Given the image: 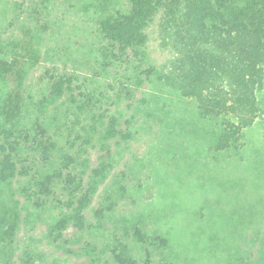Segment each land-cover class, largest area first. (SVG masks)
I'll return each mask as SVG.
<instances>
[{"label":"trees","instance_id":"16d2710c","mask_svg":"<svg viewBox=\"0 0 264 264\" xmlns=\"http://www.w3.org/2000/svg\"><path fill=\"white\" fill-rule=\"evenodd\" d=\"M159 12L162 44L175 58L173 86L220 130L218 149L236 148L259 112L264 0H0V237L9 240L7 250L21 221L14 180L23 206L38 209L36 217L58 212L48 228L52 243L68 227L88 229L84 209L105 166L89 169L80 151L96 135L131 137L118 130L119 113L110 107L116 111L123 97L136 111L133 101L144 100V87H151L155 68L144 45ZM83 62L86 68L79 69ZM59 98L60 124L56 114L45 124L41 117ZM132 118L123 120L126 126ZM109 204L95 216L106 215ZM136 237L161 254L166 248L164 238L137 228ZM119 248L112 249L115 264H136L123 244ZM145 255L149 264L151 252ZM39 258L27 252L19 264Z\"/></svg>","mask_w":264,"mask_h":264},{"label":"rangeland","instance_id":"374dc122","mask_svg":"<svg viewBox=\"0 0 264 264\" xmlns=\"http://www.w3.org/2000/svg\"><path fill=\"white\" fill-rule=\"evenodd\" d=\"M160 20L159 12L146 28L144 51L155 78L151 87H144V100L139 95L133 101L136 111L123 97L116 111L110 107L119 113L118 130L131 137L103 140L96 135L80 151L89 169L105 166L84 209L90 227L84 232L68 227L63 239L52 243L48 228L58 212L36 219L38 209L23 206L25 198L14 180L21 221L11 249L9 240L0 237V264L4 257L6 264H19L27 252L40 256L35 264H115L112 249L118 251L122 244L136 264H145L146 250L151 252L149 264H264V79L256 93L259 112L242 130L237 147L218 149L220 130L173 86L175 58L162 44ZM48 40L53 44L56 38ZM82 64L79 69L86 68ZM62 111L59 98L41 120L48 124L56 114L58 126ZM131 116L126 126L123 120ZM64 140L57 138L59 147ZM109 203L110 211L96 217V210ZM136 228L164 238L162 254L137 241Z\"/></svg>","mask_w":264,"mask_h":264}]
</instances>
